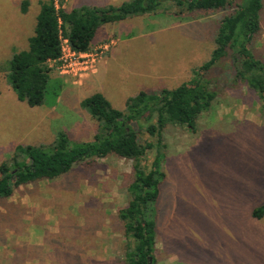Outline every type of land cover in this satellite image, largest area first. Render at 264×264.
Segmentation results:
<instances>
[{"label": "rangeland", "instance_id": "rangeland-1", "mask_svg": "<svg viewBox=\"0 0 264 264\" xmlns=\"http://www.w3.org/2000/svg\"><path fill=\"white\" fill-rule=\"evenodd\" d=\"M23 1L0 0V64L26 50L34 33L43 0H26L25 14ZM126 1L56 0L66 10ZM238 2L222 11L178 14L175 0H169L168 12L107 25L114 32L106 35L113 36L107 39L115 43L113 59L98 80L83 75L79 79L87 83L73 84L54 69L39 107L18 101L0 73V162L16 146L48 145L60 132L75 143L91 141L96 122L80 102L94 93L102 91L123 111L140 91L157 94L193 80L211 57L220 21ZM250 49L264 61V1ZM228 74L209 79L217 97L193 129L163 131L165 178L154 207V264H264V217H252L264 204V116L257 95ZM139 141L155 138L142 129ZM155 152H148L143 166H150ZM132 171L131 160L93 159L0 200V264H122L118 211L129 201Z\"/></svg>", "mask_w": 264, "mask_h": 264}, {"label": "trees", "instance_id": "trees-1", "mask_svg": "<svg viewBox=\"0 0 264 264\" xmlns=\"http://www.w3.org/2000/svg\"><path fill=\"white\" fill-rule=\"evenodd\" d=\"M168 1L129 0L116 7L80 6L66 10L61 4L57 6L55 0H43L39 3L34 33L28 38V48L14 52L10 59L2 62L0 73L4 74L18 101L30 108L42 106L54 70L50 63L61 56L64 40L72 51L92 50L95 35L107 24L159 11L168 12ZM263 1L239 0L236 3L234 12L225 16L217 27L210 59L195 71L190 82L157 94L140 91L127 99L123 111L114 109L101 93L83 99L80 108L96 122L91 141L75 143L65 132H60L48 145L16 146L12 154L0 162V200L11 197L21 186L42 180L55 181L86 161L107 157L131 160L129 201L118 211L125 237L122 264H154V207L165 178L161 166L166 148L164 129L167 126L195 127L198 118L217 97L209 80L216 72L230 73L232 81L251 89L259 99L264 116V61L256 58L250 49V43L260 30ZM233 2L235 0H175V5L179 8L178 14H191L222 11ZM28 5L26 0L21 3L23 14ZM222 65L224 69L218 68ZM61 87L59 84L58 88ZM142 129L155 138V143H140ZM153 149L157 152L150 166H143L142 162ZM252 217H264V204L252 211Z\"/></svg>", "mask_w": 264, "mask_h": 264}, {"label": "built area", "instance_id": "built-area-1", "mask_svg": "<svg viewBox=\"0 0 264 264\" xmlns=\"http://www.w3.org/2000/svg\"><path fill=\"white\" fill-rule=\"evenodd\" d=\"M56 5L58 6L56 0ZM115 45L113 40H108L86 52L72 51L67 41L62 43V52L59 59L53 63V68L65 82L79 83V77L94 75L104 61L111 48Z\"/></svg>", "mask_w": 264, "mask_h": 264}, {"label": "crops", "instance_id": "crops-1", "mask_svg": "<svg viewBox=\"0 0 264 264\" xmlns=\"http://www.w3.org/2000/svg\"><path fill=\"white\" fill-rule=\"evenodd\" d=\"M122 21H124V20H122ZM117 23H119V22H117ZM113 24H115V23H113ZM107 25L109 26V24H107ZM107 25L104 28L100 29L99 30L100 32L98 31L99 33L97 32V34L95 35V37H94V39L92 41L93 46L100 45V44L108 41L107 39H109V37H113L111 35H109V37H106V35H108L110 33H114V32H111L110 29H107ZM102 32H103V34H102ZM110 52L107 54V56L105 57L104 61L99 66L98 72L96 74L92 75V76L95 77V78L93 77L94 79L92 78V80H98L97 78H98L101 70L102 69H105L106 67L109 66V62L113 59V56L110 55ZM80 82L87 83V81H85V80L80 81ZM101 94L104 96V94L102 93V91H101Z\"/></svg>", "mask_w": 264, "mask_h": 264}, {"label": "water", "instance_id": "water-1", "mask_svg": "<svg viewBox=\"0 0 264 264\" xmlns=\"http://www.w3.org/2000/svg\"><path fill=\"white\" fill-rule=\"evenodd\" d=\"M132 126H133V128H134L135 130H137V126H136L135 123H132Z\"/></svg>", "mask_w": 264, "mask_h": 264}]
</instances>
